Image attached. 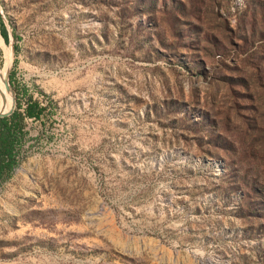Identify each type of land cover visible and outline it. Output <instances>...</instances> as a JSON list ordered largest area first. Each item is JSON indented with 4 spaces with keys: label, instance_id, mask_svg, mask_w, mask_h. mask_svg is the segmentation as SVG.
I'll list each match as a JSON object with an SVG mask.
<instances>
[{
    "label": "rangeland",
    "instance_id": "374dc122",
    "mask_svg": "<svg viewBox=\"0 0 264 264\" xmlns=\"http://www.w3.org/2000/svg\"><path fill=\"white\" fill-rule=\"evenodd\" d=\"M145 1L0 0V264H264V0Z\"/></svg>",
    "mask_w": 264,
    "mask_h": 264
},
{
    "label": "trees",
    "instance_id": "16d2710c",
    "mask_svg": "<svg viewBox=\"0 0 264 264\" xmlns=\"http://www.w3.org/2000/svg\"><path fill=\"white\" fill-rule=\"evenodd\" d=\"M153 5L154 0L145 1V6L148 8ZM0 35L3 40L6 39V30L1 18ZM36 90L43 96L42 99L33 96L31 93H27L24 100H15V105L9 113L0 115V181L2 178L10 174L21 157L20 149L29 137V129L26 120L30 118H41L55 107V102L48 94L43 92L40 88H37ZM9 106L10 99L2 94L0 98V111L7 110ZM243 183L246 185L249 184V188L253 191L255 190L259 195L264 193V186L262 185L256 186L253 183H248L246 179ZM259 202L263 205L257 207L262 208L263 210H258V212H263L264 214V200L260 198L258 199V203Z\"/></svg>",
    "mask_w": 264,
    "mask_h": 264
},
{
    "label": "bare ground",
    "instance_id": "6f19581e",
    "mask_svg": "<svg viewBox=\"0 0 264 264\" xmlns=\"http://www.w3.org/2000/svg\"><path fill=\"white\" fill-rule=\"evenodd\" d=\"M6 57H7V55H6ZM8 63H9V58L7 57V66L5 68H3L2 70H0V98L3 94L5 97L10 99V106H11V104H12L11 90L7 89V85H6V83H4L6 76H7Z\"/></svg>",
    "mask_w": 264,
    "mask_h": 264
},
{
    "label": "water",
    "instance_id": "95a60500",
    "mask_svg": "<svg viewBox=\"0 0 264 264\" xmlns=\"http://www.w3.org/2000/svg\"><path fill=\"white\" fill-rule=\"evenodd\" d=\"M1 36V35H0ZM6 85H7V89H10L9 85L7 84V81H6ZM11 90V89H10ZM12 110V106H10L7 110L5 111H0V115H3V114H7L9 113L10 111Z\"/></svg>",
    "mask_w": 264,
    "mask_h": 264
}]
</instances>
